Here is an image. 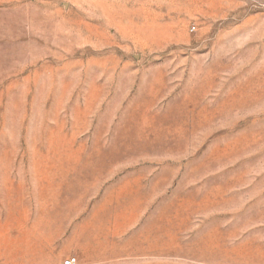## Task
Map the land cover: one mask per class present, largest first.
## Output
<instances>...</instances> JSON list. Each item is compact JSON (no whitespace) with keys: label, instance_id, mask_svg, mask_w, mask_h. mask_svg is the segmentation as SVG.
<instances>
[{"label":"rangeland","instance_id":"1","mask_svg":"<svg viewBox=\"0 0 264 264\" xmlns=\"http://www.w3.org/2000/svg\"><path fill=\"white\" fill-rule=\"evenodd\" d=\"M264 264V0H0V264Z\"/></svg>","mask_w":264,"mask_h":264},{"label":"built area","instance_id":"2","mask_svg":"<svg viewBox=\"0 0 264 264\" xmlns=\"http://www.w3.org/2000/svg\"><path fill=\"white\" fill-rule=\"evenodd\" d=\"M78 258L75 256L68 257L65 261H63V264H79Z\"/></svg>","mask_w":264,"mask_h":264}]
</instances>
